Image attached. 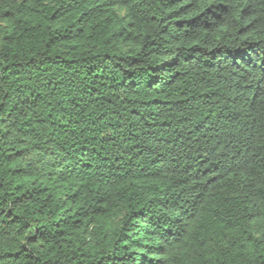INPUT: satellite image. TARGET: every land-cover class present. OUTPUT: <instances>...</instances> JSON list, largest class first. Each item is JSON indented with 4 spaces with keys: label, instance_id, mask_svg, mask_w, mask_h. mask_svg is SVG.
<instances>
[{
    "label": "trees",
    "instance_id": "16d2710c",
    "mask_svg": "<svg viewBox=\"0 0 264 264\" xmlns=\"http://www.w3.org/2000/svg\"><path fill=\"white\" fill-rule=\"evenodd\" d=\"M0 264H264V0H0Z\"/></svg>",
    "mask_w": 264,
    "mask_h": 264
}]
</instances>
